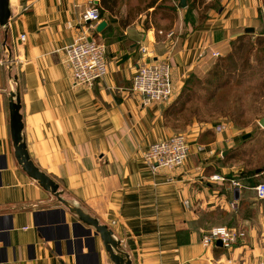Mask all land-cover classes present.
<instances>
[{"label": "crops", "instance_id": "obj_1", "mask_svg": "<svg viewBox=\"0 0 264 264\" xmlns=\"http://www.w3.org/2000/svg\"><path fill=\"white\" fill-rule=\"evenodd\" d=\"M9 1V25H0V264H113L101 237L18 163L10 117L17 89L31 160L64 199L114 232L132 264H264V200L242 176L248 131L221 123L218 133L192 123L185 165L154 171L144 154L176 135L167 123L172 103L144 106L132 91L142 65L167 61L176 98L190 76L210 71L213 53L261 26L264 0H221L185 35L186 9L197 0L178 6L173 27L164 19L145 24L139 2L121 4L114 23L102 19L101 33L79 25L99 0ZM84 35L108 51L107 76L92 88L76 85L66 62L65 48ZM263 175L253 179L264 182ZM216 227L245 237L230 249L219 242L205 247V235Z\"/></svg>", "mask_w": 264, "mask_h": 264}, {"label": "rangeland", "instance_id": "obj_2", "mask_svg": "<svg viewBox=\"0 0 264 264\" xmlns=\"http://www.w3.org/2000/svg\"><path fill=\"white\" fill-rule=\"evenodd\" d=\"M143 1L120 0L119 7L122 4V9H124L126 3L133 6L139 2V11L146 16L145 24L150 25L156 20L164 19L168 21L167 27L175 25L179 18V11L172 12L163 8L157 10L155 14H150L151 11H145L149 2L143 3ZM177 1H175V4L173 1L166 0L159 5L163 7L173 6L175 10H178ZM220 6L221 0H197L195 3L192 2L190 8L186 9L187 15L184 23H187V30L183 31V35L191 28L202 25L208 18L209 13L212 10H218ZM129 9L130 7L126 8V11H129ZM261 22V26L255 28L254 33L243 34V40L240 44L234 47L230 43L222 54L215 52V54L220 55L219 57H214L215 54L213 53L216 64L220 59L227 58L231 52H236L234 64H231L229 69L231 77L227 76L224 88L216 89V85L213 87L205 85L208 73L200 75L199 79H191L189 95H184L175 108L177 111L181 108L183 110L178 114H174L173 110L172 117L167 121L173 127L176 135L179 133L185 135L187 127L192 123L199 124V126L211 125L213 128L225 123L233 125L243 132L248 131L245 134L247 137L243 139L248 146L242 151L243 155L240 158L245 171L264 168V128L259 124V120L264 118V61L258 62L253 51L249 58L250 65L245 64L249 43L257 41L264 34V13ZM240 45L241 49L237 50ZM198 80L200 81L198 82ZM180 96L181 94L173 100L172 104ZM254 180L260 183L257 179ZM245 186H251L249 180Z\"/></svg>", "mask_w": 264, "mask_h": 264}, {"label": "built area", "instance_id": "obj_3", "mask_svg": "<svg viewBox=\"0 0 264 264\" xmlns=\"http://www.w3.org/2000/svg\"><path fill=\"white\" fill-rule=\"evenodd\" d=\"M102 22L100 11L93 5L82 14L79 25H89L96 30ZM169 37H173L171 32ZM87 35L78 39L72 45L65 48L66 62L69 66L73 81L76 85L94 87L95 84L105 79L108 73L107 46L93 39L89 41ZM22 40L25 37L22 36ZM147 53L146 49H143ZM215 54V53H214ZM213 54V55H214ZM216 53L214 57H219ZM149 58H152L149 55ZM132 91L139 95L144 106L151 104L169 105L175 99V90L172 82V71L167 61H150L142 65L133 79ZM225 127L219 125L218 133ZM199 147V151H203ZM191 154V147L187 135L177 134L170 138L152 144L144 154L146 163L154 171L158 169L176 170L182 168ZM212 180L220 179L219 176L211 177ZM254 191L259 199L264 200V182L258 184ZM245 234L227 227L213 228L203 239L205 247H210L216 242H221L225 249H230L243 240Z\"/></svg>", "mask_w": 264, "mask_h": 264}, {"label": "water", "instance_id": "obj_4", "mask_svg": "<svg viewBox=\"0 0 264 264\" xmlns=\"http://www.w3.org/2000/svg\"><path fill=\"white\" fill-rule=\"evenodd\" d=\"M178 6L181 9H185L187 7V0H180ZM10 17V1L0 0V25L5 28L8 27ZM106 26L107 22L102 21L96 28V31L98 33H101L106 28ZM254 32L255 28L252 27L246 28L245 30V33ZM92 40V38H89L90 42ZM7 48V50L10 49V47L8 46ZM10 96L12 140L15 150V157L22 167L23 171L26 172L30 178L36 181L40 185V187H42V189L53 195L60 203L65 205L70 210V212L76 215L83 224L89 226L90 229L94 230L101 237L105 250L109 254V257L113 264H132L129 255L122 252L121 241L116 238L114 232L109 229L107 225L101 224L97 218L92 217L90 214L85 212L80 206L74 205L72 202L64 199L59 185L45 172L41 171L31 160L23 133L24 124L23 116L21 114L20 91L18 89L16 91H12ZM259 124L262 128H264V118L259 120ZM259 173L260 170H257V174ZM218 245L221 246V242H219Z\"/></svg>", "mask_w": 264, "mask_h": 264}, {"label": "trees", "instance_id": "obj_5", "mask_svg": "<svg viewBox=\"0 0 264 264\" xmlns=\"http://www.w3.org/2000/svg\"><path fill=\"white\" fill-rule=\"evenodd\" d=\"M99 1H100V3L97 6V8L100 11L101 18L103 19L106 16H108V21L111 22V23H114L116 20L114 19L113 16L118 11L120 0H99ZM156 4H157L156 2H152V3L148 4L147 5V10L151 9V8H155L153 14H155L157 12V10L163 9V8H165L167 10H170L172 12L173 11H177V10H175V7H173V6H171V7H163L162 5L161 6L160 5L157 6ZM190 6L191 5H189V8H190ZM126 22H128V20ZM196 28H193V29H196ZM243 36L244 35H242V36L238 37L236 40H234L232 42V45L235 47L237 44H240L242 42V40H243V38H242ZM241 45L237 48V50L241 49ZM235 50H236V48H235ZM253 51H254L255 57H256L258 62L261 63L262 61H264V34L261 35V37H259L257 39V41L249 43V50H248L246 61H245L246 65H250L249 58H250V54L253 53ZM235 53L231 52L230 55L227 58L220 59V61H218L210 69V71L208 72V76H207V78L205 80V83H206L205 85H207L209 87H213V86L216 85V89H223L224 88V86L226 85L225 82L227 80L226 79L227 76L229 78L231 77L230 74H229L230 73L229 69H230V65L234 64V61H235L234 55H235ZM226 62H227V64H226ZM252 75L254 76L255 74H252ZM193 78L199 79L196 76H190L187 79V81H186V83H185V85L183 87L181 96L179 97V99L174 104H172L168 108V110H167L168 113H171L174 110V114H178L179 112H181L183 110V108H181V109H178V111H177V109L175 110V108H176L177 104H179L181 102V100L184 97V95H187L189 93V89H190L189 87H190V84H191V79H193ZM199 81L200 80H198V82ZM244 137H247V135L244 136ZM244 137H243V139H244ZM256 170L257 169L249 170V171L248 170H246V171L244 170V172L242 173L243 178H245L247 181L248 180L250 181V185H251L250 187H252V188H255L258 184H260V183H257V181H255L253 179V177L257 175V171ZM258 170H260L259 175L264 173V168L263 169H258Z\"/></svg>", "mask_w": 264, "mask_h": 264}]
</instances>
